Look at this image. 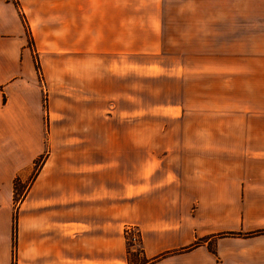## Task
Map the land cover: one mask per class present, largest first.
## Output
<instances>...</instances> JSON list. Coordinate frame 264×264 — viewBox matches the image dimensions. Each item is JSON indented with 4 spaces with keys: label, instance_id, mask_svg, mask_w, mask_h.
I'll return each instance as SVG.
<instances>
[{
    "label": "crops",
    "instance_id": "crops-1",
    "mask_svg": "<svg viewBox=\"0 0 264 264\" xmlns=\"http://www.w3.org/2000/svg\"><path fill=\"white\" fill-rule=\"evenodd\" d=\"M20 3L39 53L68 63L70 84L58 102L24 72L23 21L0 0V264H264V88L247 84L264 78V5L250 22L223 18L222 33L210 21V40H175L166 37V0ZM155 58L161 65L149 68L179 79L206 69L190 60L210 58V77L240 80L223 91L225 102L240 100L220 109L244 113L210 119L208 134H185V117H172L180 132L142 139L131 125L104 120L102 71L87 76L81 63L134 69ZM182 96L163 104L181 109ZM46 147L50 158L26 183ZM17 182L27 184L21 196ZM128 226L141 234L139 246ZM140 247L144 260L134 263Z\"/></svg>",
    "mask_w": 264,
    "mask_h": 264
},
{
    "label": "rangeland",
    "instance_id": "rangeland-1",
    "mask_svg": "<svg viewBox=\"0 0 264 264\" xmlns=\"http://www.w3.org/2000/svg\"><path fill=\"white\" fill-rule=\"evenodd\" d=\"M11 2L16 5L22 18L25 40L24 53H26L25 56L30 57L28 66L24 67V72H31L36 75L38 86L47 88L50 92L54 91L57 95L56 100L61 102L64 93L69 92L70 83L67 82L68 79H64V73L62 74V71L68 70V63L66 64L61 60L50 61V55L39 53L36 31L31 28L29 11L24 9L20 0H11ZM262 4L264 5V0H166L164 20L169 27L166 37L175 40L181 37L194 38L198 33L200 38L210 40V21L214 24L211 27L216 28L217 33H222L223 18H232L238 15L246 17L250 22L259 12L258 9L252 13L255 10L253 8ZM47 32L46 30L39 31L41 36ZM191 61L188 63L189 66L200 64L206 69H197L196 71L188 69L181 79L171 74L161 78L164 72L160 68L155 66L149 68L148 65L150 64L161 65L157 58L153 59L151 63L142 59L136 60L134 69L130 67V64L123 66L121 62H83L81 65L82 70H86L87 76L90 77H94L96 73L102 71L103 101L104 106L108 108V111L104 110V120L113 119L115 124L120 126H123L124 123L131 125L129 132L133 133L136 139H142L146 133L180 132V126L185 134H208L210 133V119L228 117L233 113H244L232 108L220 109L223 107L222 105L233 107L235 102L240 100L231 99L227 96L225 102L223 95L225 86L227 89L233 86L237 88L240 85V80L236 82L230 81L228 78L210 77V58L196 60L197 62ZM255 82L264 88V78L254 77L247 81V84L252 85ZM64 85L66 88L63 89ZM108 90L113 91V93L107 92ZM182 91L184 105L181 109L165 106L170 103V100L173 103L180 98ZM44 102L45 110L48 108L49 111V104L45 97ZM123 107L124 109L128 108L129 113L122 112L121 108ZM249 112L254 114L253 111ZM179 116L185 117L183 125L178 126L167 120ZM230 117L238 118V115ZM236 120L239 121V119ZM148 123H152L151 126L147 125ZM211 123L212 127L216 125L212 121ZM221 129L224 127L222 126ZM51 153L50 147H46L44 154L32 165L31 176L26 183L33 181L38 176ZM17 185V193L21 196L26 192L27 184L17 182ZM17 199L20 198L17 197ZM141 240L140 234V242H142ZM130 259L134 263L144 260L141 247L138 248L136 254L130 255Z\"/></svg>",
    "mask_w": 264,
    "mask_h": 264
},
{
    "label": "built area",
    "instance_id": "built-area-1",
    "mask_svg": "<svg viewBox=\"0 0 264 264\" xmlns=\"http://www.w3.org/2000/svg\"><path fill=\"white\" fill-rule=\"evenodd\" d=\"M126 237L128 238V241L132 243L134 246L140 245V233L136 230L133 226H128L125 229Z\"/></svg>",
    "mask_w": 264,
    "mask_h": 264
},
{
    "label": "trees",
    "instance_id": "trees-1",
    "mask_svg": "<svg viewBox=\"0 0 264 264\" xmlns=\"http://www.w3.org/2000/svg\"><path fill=\"white\" fill-rule=\"evenodd\" d=\"M15 223V222H14ZM16 228H17V226H16V224H14V231L16 232Z\"/></svg>",
    "mask_w": 264,
    "mask_h": 264
}]
</instances>
